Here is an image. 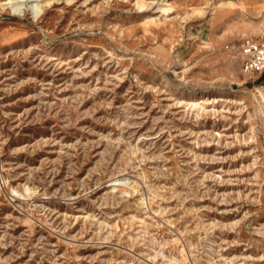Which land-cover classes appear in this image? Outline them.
<instances>
[{
	"label": "rangeland",
	"instance_id": "374dc122",
	"mask_svg": "<svg viewBox=\"0 0 264 264\" xmlns=\"http://www.w3.org/2000/svg\"><path fill=\"white\" fill-rule=\"evenodd\" d=\"M244 36L264 0H0V264H264Z\"/></svg>",
	"mask_w": 264,
	"mask_h": 264
},
{
	"label": "built area",
	"instance_id": "2783aa9c",
	"mask_svg": "<svg viewBox=\"0 0 264 264\" xmlns=\"http://www.w3.org/2000/svg\"><path fill=\"white\" fill-rule=\"evenodd\" d=\"M229 50L239 57L245 73H264V36H244L231 43Z\"/></svg>",
	"mask_w": 264,
	"mask_h": 264
},
{
	"label": "bare ground",
	"instance_id": "6f19581e",
	"mask_svg": "<svg viewBox=\"0 0 264 264\" xmlns=\"http://www.w3.org/2000/svg\"><path fill=\"white\" fill-rule=\"evenodd\" d=\"M199 93V92H198ZM189 95V94H188ZM264 97V96H263ZM263 105V104H262Z\"/></svg>",
	"mask_w": 264,
	"mask_h": 264
}]
</instances>
